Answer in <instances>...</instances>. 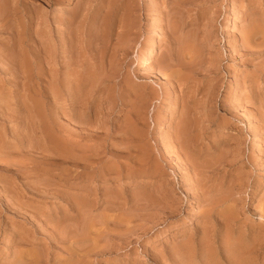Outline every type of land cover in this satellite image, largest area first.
<instances>
[{"label": "rangeland", "instance_id": "374dc122", "mask_svg": "<svg viewBox=\"0 0 264 264\" xmlns=\"http://www.w3.org/2000/svg\"><path fill=\"white\" fill-rule=\"evenodd\" d=\"M263 33L264 0H0V264H264Z\"/></svg>", "mask_w": 264, "mask_h": 264}, {"label": "bare ground", "instance_id": "6f19581e", "mask_svg": "<svg viewBox=\"0 0 264 264\" xmlns=\"http://www.w3.org/2000/svg\"><path fill=\"white\" fill-rule=\"evenodd\" d=\"M233 18L230 16L228 19H227V21H226V24H225V26H229L230 24H232L233 23V20H232ZM248 34V33H247ZM264 34V33H263ZM227 39V36L225 37V40ZM262 51V50H261ZM194 55V54H193ZM154 56V51H153V49L152 48H150L145 54H143V56H142V62L143 63H147V62H149L151 59H152V57ZM148 65V64H147ZM262 205V204H261ZM209 208V207H208ZM229 209V208H228ZM263 209V208H262Z\"/></svg>", "mask_w": 264, "mask_h": 264}]
</instances>
